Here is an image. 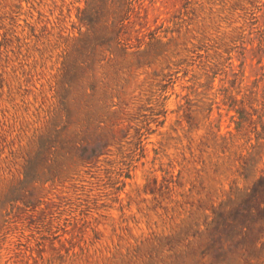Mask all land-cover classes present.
Wrapping results in <instances>:
<instances>
[{"label":"rangeland","instance_id":"374dc122","mask_svg":"<svg viewBox=\"0 0 264 264\" xmlns=\"http://www.w3.org/2000/svg\"><path fill=\"white\" fill-rule=\"evenodd\" d=\"M263 153L264 0H0V264H264Z\"/></svg>","mask_w":264,"mask_h":264},{"label":"trees","instance_id":"16d2710c","mask_svg":"<svg viewBox=\"0 0 264 264\" xmlns=\"http://www.w3.org/2000/svg\"><path fill=\"white\" fill-rule=\"evenodd\" d=\"M219 211L217 215L213 212V226L210 229L214 254L237 251L242 256L244 253L241 250L245 247L241 245L249 235L257 233L259 237H264V170L249 188L233 199L227 198ZM230 213L233 215L230 216ZM235 229L237 231L234 233ZM261 249L264 250V241L261 242ZM247 260L243 258V261Z\"/></svg>","mask_w":264,"mask_h":264}]
</instances>
